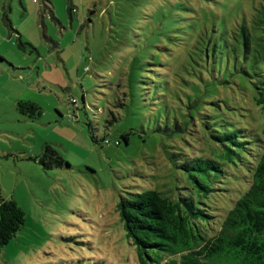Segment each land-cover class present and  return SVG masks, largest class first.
<instances>
[{
    "label": "rangeland",
    "instance_id": "obj_1",
    "mask_svg": "<svg viewBox=\"0 0 264 264\" xmlns=\"http://www.w3.org/2000/svg\"><path fill=\"white\" fill-rule=\"evenodd\" d=\"M261 2L0 0V194L25 214L20 230L0 248V264H138L117 211L120 198L149 188L177 195L189 186L163 148L171 121L165 110L178 107L172 93L184 99L203 93L210 103L200 107L208 111L212 101L223 111L234 102L238 109L229 110L235 118L245 113L252 124H264L249 95L196 77L200 63H213L199 51L205 45L197 47L198 37L205 31L211 39L226 35L236 22L250 20ZM217 59L218 70L227 58ZM123 93L126 107H119ZM26 100L40 106L37 117L18 109ZM109 109L120 119L105 128ZM87 121L98 139L111 142L94 144ZM129 127V143L114 144ZM198 128L201 140L185 136L199 153H221ZM46 142L70 167L45 171L32 160ZM232 189L226 200L237 194Z\"/></svg>",
    "mask_w": 264,
    "mask_h": 264
},
{
    "label": "trees",
    "instance_id": "obj_2",
    "mask_svg": "<svg viewBox=\"0 0 264 264\" xmlns=\"http://www.w3.org/2000/svg\"><path fill=\"white\" fill-rule=\"evenodd\" d=\"M3 18L5 25L12 28L6 14ZM222 36L211 39L205 31L198 37L197 47L205 45L199 51L206 54L207 63L210 57L213 63L211 66L200 63L202 69H198L196 77L204 81L206 76L215 79L213 84L231 85L232 91L239 89V96L249 95L264 117V2L253 8L250 20L236 22ZM222 55L227 58L224 62ZM218 57L222 61L217 70ZM248 83L250 89L246 88ZM202 94L193 98L186 93L184 99L182 94L172 93V102L178 107H171L172 112L165 110L171 121H166L169 142L163 148L189 186H184V191L177 195L171 189L149 188L128 193L117 203L125 235L135 246L138 264H264V124H252L250 115L245 113L242 119L235 118L236 112L229 110V106L238 109L234 102L226 106L225 112L216 101L211 102L213 110L201 109L202 102L210 103ZM125 95L119 96L117 106L126 107ZM70 102L77 101L72 98ZM17 106L21 113L32 118L41 113L40 106L30 100L19 101ZM119 119V113L109 109L104 127ZM86 123L94 144L111 142L107 137L98 139L92 123ZM198 126L217 142L221 153L213 150H206V156L199 153L202 149L191 143L196 138L202 139ZM133 130L129 127L114 144L121 141L128 144ZM153 130L157 127L150 129ZM191 130L195 131L194 136L189 133ZM186 134L193 140L188 141ZM181 141L185 143L180 144ZM31 158L45 171L70 167L48 142ZM230 189L237 194L226 200L231 196ZM24 221L25 214L16 201L0 194V248L16 235Z\"/></svg>",
    "mask_w": 264,
    "mask_h": 264
},
{
    "label": "built area",
    "instance_id": "obj_3",
    "mask_svg": "<svg viewBox=\"0 0 264 264\" xmlns=\"http://www.w3.org/2000/svg\"><path fill=\"white\" fill-rule=\"evenodd\" d=\"M33 1H36V0H33Z\"/></svg>",
    "mask_w": 264,
    "mask_h": 264
}]
</instances>
